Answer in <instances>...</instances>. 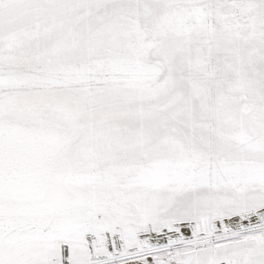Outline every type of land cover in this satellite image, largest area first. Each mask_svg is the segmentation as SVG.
Wrapping results in <instances>:
<instances>
[{
  "label": "snow or ice",
  "instance_id": "6c2138e0",
  "mask_svg": "<svg viewBox=\"0 0 264 264\" xmlns=\"http://www.w3.org/2000/svg\"><path fill=\"white\" fill-rule=\"evenodd\" d=\"M0 264H264V0H0Z\"/></svg>",
  "mask_w": 264,
  "mask_h": 264
}]
</instances>
